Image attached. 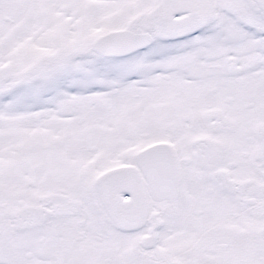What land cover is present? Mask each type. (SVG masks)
I'll list each match as a JSON object with an SVG mask.
<instances>
[{
    "label": "snow or ice",
    "instance_id": "snow-or-ice-1",
    "mask_svg": "<svg viewBox=\"0 0 264 264\" xmlns=\"http://www.w3.org/2000/svg\"><path fill=\"white\" fill-rule=\"evenodd\" d=\"M0 264H264V0H0Z\"/></svg>",
    "mask_w": 264,
    "mask_h": 264
}]
</instances>
